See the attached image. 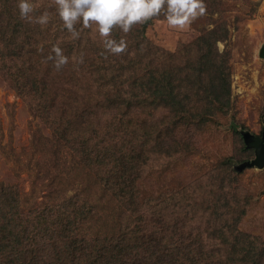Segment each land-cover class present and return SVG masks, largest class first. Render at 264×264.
<instances>
[{
    "label": "trees",
    "instance_id": "16d2710c",
    "mask_svg": "<svg viewBox=\"0 0 264 264\" xmlns=\"http://www.w3.org/2000/svg\"><path fill=\"white\" fill-rule=\"evenodd\" d=\"M225 1L204 0L206 14L192 23L200 35L191 43L179 45L175 52L153 45L142 25L137 24L127 34L113 30L111 38H124L127 50L112 55L105 52L98 33L79 23L80 37L71 39L55 7L50 6L52 0H30L39 5L34 17L44 11L50 14L49 23L43 27L20 19L18 0H0V54L9 62L16 61L18 55L20 67L36 77L41 89L31 87V94L50 96L52 106L60 102L52 120L51 153H58V142L67 146L96 183L118 194L120 215L138 212L144 204L140 185L145 171L165 172L181 156L193 155L189 135L208 123L216 125L232 108L234 68L228 42L231 27L238 28L242 17H232L233 10ZM53 18L60 28H50L55 23ZM220 42L225 43L223 51L218 48ZM53 45L69 57V63L59 71L46 60ZM81 56L83 63L78 62ZM82 67L85 72L81 76ZM46 72L50 83L41 77ZM59 79L68 89L61 95L59 85L51 84L53 80L59 84ZM38 109L40 116L46 115V109L51 111L47 104H40ZM109 117L118 120L111 122ZM233 122L232 131L243 141L245 154L250 157L255 153L246 142V129ZM258 137H264V129ZM39 150L48 153L42 147ZM251 160L240 159L239 163L246 168ZM225 164L232 169L231 160ZM172 198L167 203L169 209L159 211L158 202L155 213H144L150 223L131 243L125 226L110 220L115 204L108 206L109 217L81 194L42 207L0 184V264H264V240L238 228L245 209L234 216L233 223L225 221L206 236L190 222L188 214L193 210H187L193 204L188 198L179 204L172 203ZM245 199L247 208L252 199ZM239 202L235 203L236 211H241ZM205 206V211L211 208L210 203ZM213 207L216 218L217 206ZM181 209L183 216H178Z\"/></svg>",
    "mask_w": 264,
    "mask_h": 264
},
{
    "label": "rangeland",
    "instance_id": "374dc122",
    "mask_svg": "<svg viewBox=\"0 0 264 264\" xmlns=\"http://www.w3.org/2000/svg\"><path fill=\"white\" fill-rule=\"evenodd\" d=\"M43 1L37 0L38 3ZM227 2L233 10L230 13L232 17L233 15L242 17L238 28L231 27L232 37L228 42L234 68L232 108L229 114L219 118L216 125L208 123L195 135H189L192 137L193 155L181 156L179 160L172 162L170 169L165 172L148 169L143 173L140 195L144 198L142 199L144 204L137 209L138 212L129 211L127 216L120 215L122 209L116 208V204H121L118 194L106 191L96 183V178L88 173L86 165L81 163V160L62 142L55 145L58 153H51L55 131L52 120L60 102L57 101L55 106H52L50 96L39 97L31 94V87L41 89L36 77L25 72L24 67H20L22 59L19 60L18 55L15 56L16 61L9 62L2 53L0 184L8 191L19 194L20 198L32 200L42 207L54 200L61 202L70 196L81 194L83 199L96 202L99 212L105 210L109 217L108 206L112 208L115 204L113 209L116 211L111 213L110 220L125 226L132 236L129 240L131 243L136 242L144 226L146 228V224L150 223L149 216L144 213L148 211L155 213L158 202L161 203L159 211H164L168 208L167 203L172 195L174 196L172 203L177 201L179 204L182 198H188L187 201L193 204L187 210H193L188 214L192 219L190 222L196 229L205 232L206 236L225 221L233 223L232 220L236 218L234 216L245 209V213H241L243 216L238 225L239 230L252 236H260L264 240V168L241 166L240 159L253 160L255 154L250 157L245 154L247 149L244 148L243 141L234 134L231 126V122L234 121L239 129L244 126L246 132L253 136L261 135L264 129V58L260 57V48L264 45V28L260 25V22L264 25V0ZM52 21L55 23L51 29L61 27L57 20L53 18ZM142 30L153 45L169 52H175L179 45L191 43L200 35V29L193 28L192 24L185 29L170 28L164 16L156 17L142 25ZM218 48L223 51L225 43H218ZM4 66H8L9 69L3 71ZM84 72L85 68L82 67L81 76ZM42 76L50 83L47 72ZM53 83L54 86L59 85L60 95L62 91H68L60 79L59 84L54 80L51 81V84ZM46 88L50 90L49 86ZM40 104H47L51 110H45L47 113L46 115L43 113L44 118L37 112H41L38 109ZM109 120L115 122L118 118L109 117ZM95 136L94 133L91 137ZM40 147L47 149L48 153H40L41 150L38 151ZM227 160H231L232 169L225 164ZM238 169L241 171L236 172ZM231 170H234L233 176H230ZM245 198L252 199L251 203L247 201L249 203L247 208L246 204H243L246 203ZM238 199L241 211L234 210ZM207 203L211 204V208L205 211ZM214 205L217 206L216 218H213L212 214ZM181 211L182 209L179 210L178 216H183ZM167 212L170 213V210ZM173 215L177 218L175 211ZM140 216H143L142 222L139 220ZM103 221L104 219H101L99 223ZM100 227H105L104 222Z\"/></svg>",
    "mask_w": 264,
    "mask_h": 264
},
{
    "label": "clouds",
    "instance_id": "9594fccd",
    "mask_svg": "<svg viewBox=\"0 0 264 264\" xmlns=\"http://www.w3.org/2000/svg\"><path fill=\"white\" fill-rule=\"evenodd\" d=\"M50 6L55 7L71 39H79L80 31L76 28L79 23L83 28L98 33L105 52L112 55H120L127 50L124 38L119 41L111 38L114 29L127 34L135 25H145L162 14L170 28L185 29L207 11L204 0H52ZM38 7L30 0H18L20 19L46 26L50 20L48 11L35 17L32 15ZM72 59L77 60L75 56ZM46 60L52 61L57 71L69 63V57L58 45L52 46ZM78 62L83 63L82 56Z\"/></svg>",
    "mask_w": 264,
    "mask_h": 264
},
{
    "label": "water",
    "instance_id": "95a60500",
    "mask_svg": "<svg viewBox=\"0 0 264 264\" xmlns=\"http://www.w3.org/2000/svg\"><path fill=\"white\" fill-rule=\"evenodd\" d=\"M260 57L264 58V46L261 49ZM248 147L252 148L255 152V158L246 163L245 166L264 168V137L252 136L250 133L245 134Z\"/></svg>",
    "mask_w": 264,
    "mask_h": 264
},
{
    "label": "crops",
    "instance_id": "0c3cea01",
    "mask_svg": "<svg viewBox=\"0 0 264 264\" xmlns=\"http://www.w3.org/2000/svg\"><path fill=\"white\" fill-rule=\"evenodd\" d=\"M263 21H264V20H263ZM260 23H261V24H260L261 27L264 28V25L262 24V22H260ZM263 46H264V45L261 46V48H260V52H261V49H262Z\"/></svg>",
    "mask_w": 264,
    "mask_h": 264
}]
</instances>
